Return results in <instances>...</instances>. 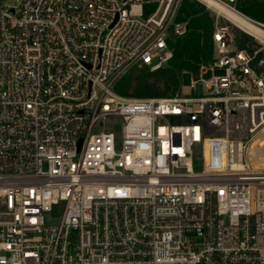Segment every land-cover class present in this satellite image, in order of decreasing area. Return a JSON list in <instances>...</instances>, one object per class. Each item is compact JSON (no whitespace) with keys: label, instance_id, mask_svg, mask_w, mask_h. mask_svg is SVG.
Here are the masks:
<instances>
[{"label":"built area","instance_id":"built-area-1","mask_svg":"<svg viewBox=\"0 0 264 264\" xmlns=\"http://www.w3.org/2000/svg\"><path fill=\"white\" fill-rule=\"evenodd\" d=\"M180 3L0 0V264H264V39L217 23L203 95L115 90Z\"/></svg>","mask_w":264,"mask_h":264},{"label":"trees","instance_id":"trees-1","mask_svg":"<svg viewBox=\"0 0 264 264\" xmlns=\"http://www.w3.org/2000/svg\"><path fill=\"white\" fill-rule=\"evenodd\" d=\"M241 2L261 10V14H252L241 6ZM234 7L253 19L264 16V6L254 0H236ZM186 15L191 17L188 31L183 36L174 38V54L168 64L155 71H150L147 67L131 69L116 83L117 93L137 98L173 97L180 92L181 73L189 72L197 77L200 67L212 61L215 29L213 19L194 5L186 11ZM235 36L239 48L254 44L250 36L239 30L235 31Z\"/></svg>","mask_w":264,"mask_h":264},{"label":"rangeland","instance_id":"rangeland-1","mask_svg":"<svg viewBox=\"0 0 264 264\" xmlns=\"http://www.w3.org/2000/svg\"><path fill=\"white\" fill-rule=\"evenodd\" d=\"M22 1L23 0H7V3H8L9 6L19 7ZM195 3H197V6H196ZM193 5L195 7H197L198 9L202 10L204 13H207L213 19V21H214V28H215V25L217 23H219V25H222V24H231L224 17L220 16L215 11H213L210 8H208L207 6H205L204 4H202L201 2H199L198 0H181L180 6H179V9H178V20H189L190 21L191 17H189V16L186 15V11H189V9ZM155 6H156L155 4L153 6H150V10L153 11L154 8H155ZM144 7L146 9L147 8V5H144ZM182 10L185 13L182 12ZM233 30H234V32L236 30H239V31L243 32L242 30H240L239 28L235 27L234 25H233ZM243 33H245V32H243ZM248 36H250V35H248ZM251 38L253 39V37H251ZM253 42L255 43V40L254 39H253ZM168 44H169L170 48L174 50V40H171V39L168 40ZM220 72H221L220 70H215L214 72L213 71H207L202 77L203 78H210L213 75L219 74ZM194 79H195V77L192 74H190L189 72H183V73H181V80H180V82H181V88H180V91L182 92V94H184V95H190V96H200V95H203L204 94L205 90H204V86L202 85L201 82H198V83L195 84V89H192L191 88L192 80H194ZM109 123H111L112 125H114L116 128H119L120 127V124H121V121L118 118H114ZM198 169H201V167H199Z\"/></svg>","mask_w":264,"mask_h":264},{"label":"bare ground","instance_id":"bare-ground-1","mask_svg":"<svg viewBox=\"0 0 264 264\" xmlns=\"http://www.w3.org/2000/svg\"><path fill=\"white\" fill-rule=\"evenodd\" d=\"M208 8L224 17L235 27L256 39H264V26L246 17L232 6L220 0H198Z\"/></svg>","mask_w":264,"mask_h":264},{"label":"crops","instance_id":"crops-1","mask_svg":"<svg viewBox=\"0 0 264 264\" xmlns=\"http://www.w3.org/2000/svg\"><path fill=\"white\" fill-rule=\"evenodd\" d=\"M254 1H256V2H258V4H262L263 6H264V0H254ZM241 6L243 7V8H245V9H247L249 12H251L252 14H261V10H258V9H255L254 7H249V6H247V5H245L244 4V2H241ZM237 10V9H236ZM238 11V10H237ZM240 12V11H239ZM240 13H242V12H240ZM243 15H245L244 13H242ZM246 17H249V16H247V15H245ZM249 18H251V17H249ZM251 20H254V21H256V22H262V23H264V16L262 17V18H258V19H253V18H251Z\"/></svg>","mask_w":264,"mask_h":264},{"label":"water","instance_id":"water-1","mask_svg":"<svg viewBox=\"0 0 264 264\" xmlns=\"http://www.w3.org/2000/svg\"><path fill=\"white\" fill-rule=\"evenodd\" d=\"M236 10V9H235ZM249 18V17H248ZM251 19V18H250ZM254 21V20H253ZM232 24V23H231Z\"/></svg>","mask_w":264,"mask_h":264}]
</instances>
